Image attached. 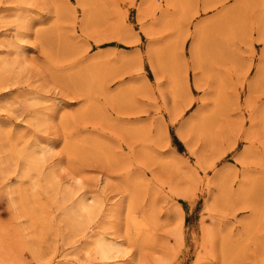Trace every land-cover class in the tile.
I'll list each match as a JSON object with an SVG mask.
<instances>
[{"label":"rangeland","instance_id":"rangeland-1","mask_svg":"<svg viewBox=\"0 0 264 264\" xmlns=\"http://www.w3.org/2000/svg\"><path fill=\"white\" fill-rule=\"evenodd\" d=\"M0 169V264H264V0H0Z\"/></svg>","mask_w":264,"mask_h":264},{"label":"bare ground","instance_id":"bare-ground-1","mask_svg":"<svg viewBox=\"0 0 264 264\" xmlns=\"http://www.w3.org/2000/svg\"><path fill=\"white\" fill-rule=\"evenodd\" d=\"M21 22V21H20ZM22 27V26H21ZM20 27V28H21ZM156 68V67H155ZM157 69V68H156ZM175 97V96H174ZM176 115L180 114L181 113V110H176ZM174 112V113H175ZM183 112V111H182ZM173 114V113H172ZM201 116V115H200ZM174 117V115H173ZM183 129L184 132L186 133L188 131V127L185 126V128H181V130H179V133L183 138H185V135L184 132H183ZM187 141V140H186ZM8 147H9V151H10V155L12 157V160L14 158H19L22 163H23V166H24V169H25V173L26 174H31V173H35L36 171V174H37V170L39 169V166L41 163H43V161H41L42 159L39 157L40 155L37 153L38 152V149L40 148L41 150V147L39 144L37 143H34L32 146H27V145H23L21 148H17V146L14 144V143H11L10 141H8ZM39 150V151H40ZM43 157V156H42ZM106 158V157H105ZM16 160V159H15ZM44 160V159H43ZM166 165H170V161L166 162ZM2 169V168H1ZM0 169V170H1ZM6 171V170H5ZM52 175V174H51ZM53 177V176H52ZM52 182L49 181V184ZM54 183V182H52ZM55 184V183H54ZM74 192V191H73ZM76 192V191H75ZM132 203V202H131ZM82 207L84 206L83 203H81L79 205V207ZM84 207L80 208L81 210H83ZM96 208H94L95 210ZM79 211V209H78ZM77 210L76 211H73L71 212L67 217L68 219H71V221L74 222L76 221L77 219V215L76 213L78 212ZM152 214V213H151ZM134 218V217H133ZM132 217H130L129 219V222H133L135 219H133ZM158 222V221H157ZM140 222L137 223L138 226ZM147 223V222H146ZM143 227L146 226V225H142ZM152 228V227H151ZM138 229V228H137ZM140 230V229H139ZM148 230V229H147ZM141 231V230H140ZM151 231V230H150ZM153 231V230H152ZM142 233V232H141ZM143 234V233H142ZM149 237H150V233H148ZM154 236V235H153ZM110 237V236H109ZM108 237V238H109ZM142 238V237H141ZM117 238H112L110 240H107L105 242H101V241H96L95 242V247H96V251L102 261V264H107V261L111 260V259H114L115 255L119 254L120 253V249H121V243L118 242L120 240H118ZM146 240V238H145ZM150 240H152L150 238ZM150 240L147 241V244L148 242H150ZM146 242V241H145ZM153 243V242H152ZM118 256V255H117ZM118 262V261H117ZM113 264V263H112ZM118 264H120V262H118Z\"/></svg>","mask_w":264,"mask_h":264}]
</instances>
